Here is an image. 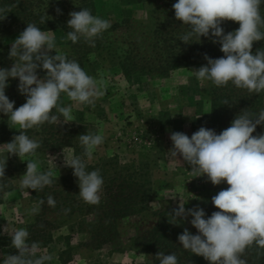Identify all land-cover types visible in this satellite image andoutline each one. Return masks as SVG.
Returning <instances> with one entry per match:
<instances>
[{"label":"clouds","instance_id":"clouds-1","mask_svg":"<svg viewBox=\"0 0 264 264\" xmlns=\"http://www.w3.org/2000/svg\"><path fill=\"white\" fill-rule=\"evenodd\" d=\"M262 4L264 0H177L173 4L176 20L186 29L179 34V41L201 43V37L209 38L224 53L216 59L205 54L207 64L192 70L197 80L210 81L218 88L231 83L249 96L264 93V49H257L255 54L252 51L254 42L264 40ZM8 11L7 7L0 8L2 20ZM56 11L60 13L59 8ZM44 15L47 16L46 12ZM69 16L67 26L72 30L67 32V39L73 44L83 38L94 47L96 39L112 27L109 20L94 16L88 8L72 11ZM225 21L238 22L239 28L225 34L221 26ZM40 22H46L44 16ZM49 32L52 31L27 23L11 43V68H0V113L22 130L11 142L0 145L6 153L0 159V190L6 187L2 182L7 159L12 155L27 162L26 173L20 177L21 189L42 191L52 186L56 176L51 169L41 172L37 159H22L35 157L42 146L40 139L29 137L23 130L39 129L45 123L57 126L72 122V107L58 103L62 93L71 101L93 107L96 99L105 95L102 81L88 75L77 60L57 51ZM53 51L55 55L50 54ZM38 69L44 71L43 77L37 74ZM9 78H18V91L26 96V102L15 109V101L5 94ZM223 105H229V101L224 100ZM53 109L57 114H53ZM258 125H264V109H244L219 134L206 127H200L190 138L183 132L170 134L173 147L167 153L189 165L194 178L206 176L214 186L223 182L229 185L211 198L219 211L207 218L203 208L185 209L181 201L170 213L172 224L177 226L192 217L190 223L197 234L185 228L178 241L183 249L203 257L209 264H247L243 257L248 247L264 249V133L253 135ZM78 139L83 155L65 157L64 165L72 168L78 178L79 197L86 204L98 205L104 180L99 169L87 170L84 158L92 159L104 137L87 132ZM43 203L41 199L31 214H38ZM47 203L55 207L56 201L49 195ZM9 235L17 254L0 253L2 264H46L53 260L51 254L37 255L39 243L29 242L27 229H15ZM156 258L159 264H179L175 252L165 255L159 251Z\"/></svg>","mask_w":264,"mask_h":264},{"label":"rangeland","instance_id":"rangeland-1","mask_svg":"<svg viewBox=\"0 0 264 264\" xmlns=\"http://www.w3.org/2000/svg\"><path fill=\"white\" fill-rule=\"evenodd\" d=\"M167 1L145 0L124 5L121 0H96L95 16L109 20L112 25L126 18L132 20L131 26H123L109 35L119 37L120 42L137 40L141 55H144L149 51L151 31L157 15L154 10ZM71 30L66 28L49 32L55 39L57 51L67 52L70 41L67 32ZM21 32L20 24L15 23L11 33L2 37L0 68H11L14 62L9 58L11 43ZM114 42L113 48L129 47L126 42L119 45L117 41ZM50 54L56 53L53 51ZM83 64L88 75L98 82L102 81L105 95L96 99L93 107L71 101L62 93L58 103L60 106H71L73 115L72 122L57 125L60 127L58 132L53 130L56 132L55 138H61L62 145L58 149L49 147L45 151L40 150L35 157L22 159H37L39 170L46 172L51 169L56 178L66 176L72 168L64 165V158L69 155L82 156L84 152L78 136L87 132L100 134L104 142L94 150L91 160L84 158L86 163L97 164L103 158L113 156H117L122 163L133 160L145 163L155 189L151 204L153 211L175 209L181 201L185 209L199 206L206 213L209 206H214L211 198L229 185L223 182L214 186L206 176L194 178L189 165L171 158L167 152L173 147L170 139L172 132H183L190 138L196 132L192 126L194 119L211 112L209 82L196 79L192 71L196 69L194 66L174 70L166 77L136 74L128 80L115 63L104 59L98 52L91 53ZM37 74L40 77L45 75L39 69ZM18 84V78H9L5 89L9 100L15 101L14 109L26 102V96L18 91ZM9 126L11 139L22 131L18 125L9 122ZM40 136L37 134L33 138L39 139ZM22 162L25 167L17 174L13 190L5 193L0 204V224L7 234L35 222L36 214H31V209L37 203L31 197V189L20 188V177L27 170V162ZM68 214L50 211L46 214L47 219L53 222V241L39 248L37 255L51 254L53 260L47 264H152L148 252L129 239L136 236L139 230L145 231L153 226L155 219L150 216L148 222L140 223L136 229L125 221L127 225L119 229V237L97 248L88 236L79 232L76 216ZM191 219L188 217L180 226L196 235L197 229L191 225ZM0 253L17 254V250L4 247L0 248Z\"/></svg>","mask_w":264,"mask_h":264},{"label":"trees","instance_id":"trees-1","mask_svg":"<svg viewBox=\"0 0 264 264\" xmlns=\"http://www.w3.org/2000/svg\"><path fill=\"white\" fill-rule=\"evenodd\" d=\"M121 1L124 5H132L145 0ZM176 2L177 0H168L166 4L154 10L157 15L151 31L149 51L144 55H141L137 40L120 42L119 37L112 38L109 35L111 31L114 32L123 26H131L133 21L127 18L114 23L110 29L106 30L96 39L94 47L89 46L83 38L75 44L69 41L65 54L70 59L77 60L83 68V61L87 60L91 53L98 52V55H103L104 59L108 58L115 63L128 80L136 74L166 77L174 70L183 67L194 66L198 69L207 64L204 59L205 54L213 59L222 57L224 53L220 51V45L212 43L209 38L201 37V43L190 44L178 40L179 34L186 29L182 26V22L175 18L172 6ZM3 7H7L9 11L5 19L2 20L0 17V50L3 47L2 37L11 33L15 23L20 24L22 31L27 27V23H35L41 30L51 31L68 28L67 21L72 11L88 8L94 16L97 13L96 0H0V8ZM57 8L60 9L59 14L56 11ZM261 8L264 12V4ZM45 12L47 16L44 15ZM41 16H44L46 20L44 24L40 22ZM221 26L226 34L238 29L239 23L225 21ZM114 41H117L118 45L126 42L129 47L113 48ZM257 49H264V40L253 43V54ZM84 70L87 72V69ZM208 82L211 112L194 119L192 126L195 131H198V127H206L219 134L231 125L233 119L242 110L258 112L264 109V93L249 96L247 92L235 88L231 83L225 88H218L210 81ZM224 100H228L229 105H223ZM53 114H57L55 109H53ZM54 129L58 132L60 127L45 123L39 129L24 131L29 137L41 135L39 139L42 141V146L37 150L39 152L49 147L58 149V146L62 145L61 138H55ZM262 133L263 125H258L253 135ZM11 141L8 117L0 113V145ZM5 155L4 150L0 148V159H3ZM86 164L88 171L99 169L103 177L100 203L98 205L86 204L79 197L78 178L73 175V169L68 175L56 178L52 186H46L42 191L31 189L32 199L36 203L43 199L44 203L35 216V222L22 226L30 233L29 242H38L39 248H42L53 241L51 232L53 222L46 217L49 211L61 215L65 213L75 215L79 232L88 236L93 246L97 248L119 237V229L127 225L125 221H128L130 227L136 229L140 223H146L153 218L155 221L152 227L145 231L139 230L136 236L129 237L134 244L141 245L148 252L152 264H159L156 258V253L159 251H163L165 255L175 252L179 264H186L188 261L190 264H209L203 257L191 254L180 245L178 236L183 233L184 229L180 224L178 226L172 224L170 213L173 209L153 211L151 204L155 189L147 164L135 160L131 163H122L117 156L103 158L97 164ZM24 167L25 163L18 157L13 155L8 157L5 180L2 182L6 187L0 190V204L5 193L13 190L17 174ZM49 195L54 197L55 207L48 205ZM214 211H219V209L209 206L206 209V218ZM9 234L0 224V248H12ZM243 258L247 260V264H264V249L255 245L250 246L245 250Z\"/></svg>","mask_w":264,"mask_h":264}]
</instances>
